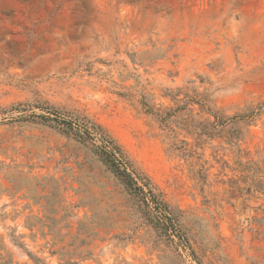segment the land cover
I'll return each mask as SVG.
<instances>
[{"label":"rangeland","instance_id":"1","mask_svg":"<svg viewBox=\"0 0 264 264\" xmlns=\"http://www.w3.org/2000/svg\"><path fill=\"white\" fill-rule=\"evenodd\" d=\"M0 264H264V0H0Z\"/></svg>","mask_w":264,"mask_h":264},{"label":"trees","instance_id":"2","mask_svg":"<svg viewBox=\"0 0 264 264\" xmlns=\"http://www.w3.org/2000/svg\"><path fill=\"white\" fill-rule=\"evenodd\" d=\"M113 147L119 151L117 145L114 144ZM99 156L118 176L127 191L135 198L145 216H149L150 219L156 220V223L159 222L156 218L157 214L155 210L164 213L167 211V206L160 198L152 193V189L148 187L149 182L146 181L143 183L148 187L147 191H145L144 187L139 185L138 181L135 180L131 173L126 170V167L121 166V164L111 158L109 152L101 150L99 151Z\"/></svg>","mask_w":264,"mask_h":264}]
</instances>
